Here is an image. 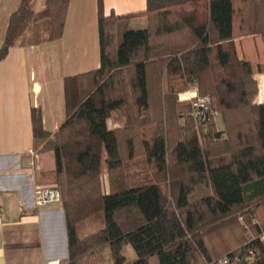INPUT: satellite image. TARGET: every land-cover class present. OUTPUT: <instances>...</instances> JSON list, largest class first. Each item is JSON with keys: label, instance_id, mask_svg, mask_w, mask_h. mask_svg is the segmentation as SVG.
<instances>
[{"label": "trees", "instance_id": "obj_1", "mask_svg": "<svg viewBox=\"0 0 264 264\" xmlns=\"http://www.w3.org/2000/svg\"><path fill=\"white\" fill-rule=\"evenodd\" d=\"M68 3L42 0L37 8L21 0L0 60L12 46L60 38ZM97 9L99 67L63 78L65 118L56 131L43 128L39 108L30 112L33 150L53 152L54 167L43 176L60 191L67 264H98L106 248L111 264H128L127 244L134 264L154 255L158 264H208L225 255L240 257L234 264H264V102H255L264 0H146L145 9L125 15H105L97 0ZM133 16H145L147 26L129 29ZM191 85L219 112L217 129L210 123L202 132L191 100H178ZM115 112L122 122L110 129ZM131 166L142 179L130 178ZM197 185L209 193L191 199ZM251 188L260 196H247ZM251 205L241 216L257 215L261 226L243 243L237 211ZM99 215L101 227L79 234Z\"/></svg>", "mask_w": 264, "mask_h": 264}, {"label": "crops", "instance_id": "obj_2", "mask_svg": "<svg viewBox=\"0 0 264 264\" xmlns=\"http://www.w3.org/2000/svg\"><path fill=\"white\" fill-rule=\"evenodd\" d=\"M20 1L0 0V44ZM34 2L37 8L42 6V0ZM102 4L105 15H125L145 9L146 0H102ZM97 15V0H69L60 38L12 46L0 60V264H67L61 203L36 207L32 201L34 186L48 183L43 174L53 169L54 158L52 151L33 150L30 112L39 108L43 128L51 133L58 129L65 118L63 78L99 67ZM127 26L145 28L147 19L133 16ZM242 48L248 51L245 44ZM255 79L264 85L263 74H255ZM255 102H264V93H258ZM121 122L115 112L107 126L116 128ZM102 189L107 193L108 184L102 182ZM246 194L260 196L253 195V188ZM123 254L128 264L134 263L136 254L129 244ZM102 256L98 264H111L108 248Z\"/></svg>", "mask_w": 264, "mask_h": 264}, {"label": "built area", "instance_id": "obj_3", "mask_svg": "<svg viewBox=\"0 0 264 264\" xmlns=\"http://www.w3.org/2000/svg\"><path fill=\"white\" fill-rule=\"evenodd\" d=\"M180 98L191 100L194 115L197 119L198 124L201 126L203 131L206 130L207 125L210 122H215L219 116L218 111H213L211 108V99L208 95H201L198 93L196 86L190 88L188 91H184L180 94ZM32 162H29L31 165ZM32 201L36 207H42L48 204H56L61 202V195L59 188L55 185L41 184L35 185L32 193ZM260 240L264 239V234L258 236ZM253 239V238H252ZM249 239L248 241H251ZM247 241V242H248ZM254 250H249L247 259L252 261L254 259ZM240 257H236L234 262L239 261ZM232 261L228 255L220 257L216 262L208 264H232Z\"/></svg>", "mask_w": 264, "mask_h": 264}, {"label": "rangeland", "instance_id": "obj_4", "mask_svg": "<svg viewBox=\"0 0 264 264\" xmlns=\"http://www.w3.org/2000/svg\"><path fill=\"white\" fill-rule=\"evenodd\" d=\"M36 7H37V5H35ZM173 81V84L172 83H170V87H173V85H174V87H178L177 86V84H175L176 83V81L175 80H172ZM172 85V86H171ZM173 87V88H174ZM164 88L165 89H167L168 88V85H167V83H164ZM189 88V87H188ZM184 90L185 89H181V90H179L176 94V96L178 97V100H188V99H182V98H180V94H182L183 92H184ZM199 93V92H198ZM258 93H260V94H263L264 93V85L262 86L261 84L259 85L258 84V92H257V94ZM213 111H217V110H214V109H212ZM218 122H219V125H220V119H219V116H218V118L216 119V121L215 122H210V123H214V125H215V128L217 129V127H216V125L218 124ZM209 123V124H210ZM201 131L202 132H206L207 131V128H206V130L205 131H203L202 129H201ZM223 137H225V135L223 134V135H221V138L223 139ZM140 167H141V170L142 169H144V166L143 165H141V166H139L138 167V169H140ZM129 171H130V178L132 177V179L134 180H140V179H142L143 178V176H144V173L143 174H139V175H135L133 172L135 171V167L134 166H131L130 168H129ZM102 182H104V184L105 183H107L108 184V181H107V175H106V173L104 172V173H102V175H101V183ZM48 185H52V184H48ZM161 185H163V188H165V189H167V191L168 190H170L172 187H170V184H169V187L167 186L168 185V183H167V181H162L161 182ZM170 188V189H169ZM204 193H209V189L206 187V186H203V185H197L196 186V190H195V192H193L192 194H191V199H197L198 197H200L202 194H204ZM256 201V200H255ZM252 207H253V205H251V206H247L246 208H243V209H241V210H239V211H237V214H239V218L237 219V223H238V226L241 228V229H243V233H242V236H241V238H242V242L244 243V242H246V241H248L249 239H252V238H255V237H257V235L255 234V232H254V227H257V226H261V219L257 216V215H252L251 217L249 216V219L248 220H246V219H244L242 216H241V213L242 212H247V211H250V209H252ZM261 213V212H260ZM100 220H101V216L99 215V216H94V217H92V218H90L89 219V221H87L86 222V226L84 225V223H82V224H80L79 225V234H84L87 230H93V228L94 227H96V228H99V227H101L102 226V224L100 223ZM96 230V229H95ZM263 232H261L260 234H262ZM259 234V235H260ZM258 235V236H259ZM211 242H214V240H211ZM126 246V245H125ZM124 246V247H125ZM221 257V256H220ZM220 257H218V258H216L214 261H212V263H214V262H216ZM235 262H234V260L232 261V264H234ZM129 264H134V263H129ZM149 264H157V259H156V257L155 256H153L151 259L149 258Z\"/></svg>", "mask_w": 264, "mask_h": 264}]
</instances>
